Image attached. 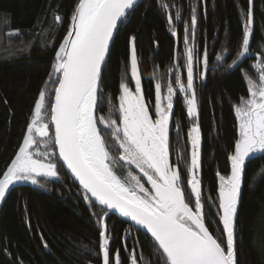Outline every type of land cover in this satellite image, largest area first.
<instances>
[{
    "label": "trees",
    "instance_id": "16d2710c",
    "mask_svg": "<svg viewBox=\"0 0 264 264\" xmlns=\"http://www.w3.org/2000/svg\"><path fill=\"white\" fill-rule=\"evenodd\" d=\"M78 0H0V177L9 167L22 144L27 125L34 114V105L41 90L46 91V106L42 112L50 120L49 101L54 98L57 77L53 74L55 52L66 35L70 18ZM146 0L124 22L114 37L101 73L103 95L98 96L99 115L106 119L119 116L120 85L127 83L135 90L130 72V37L135 36L141 88L146 105L154 113L155 83L166 95L169 82L177 89L173 97L172 128L169 152L172 164L179 167L185 198L188 196V163L191 142L189 132L193 122L201 133V181L205 222L221 242L226 237L217 223L219 179L217 173L230 174L229 156L238 139V121L234 107L248 96L247 73L259 83L253 65L264 57V0ZM251 7L253 33L250 52L239 61L241 67L230 68L243 38V25ZM177 9L180 19L175 18ZM253 9V10H252ZM193 10L197 24L192 34ZM59 14L60 24L55 23ZM173 17L170 24L168 16ZM187 47L194 52V86L198 117L187 115L184 94L178 91L176 77L186 83L185 28ZM179 52L175 60L176 43ZM207 53L206 77L202 76L203 54ZM217 55H224L217 61ZM51 76V79L49 77ZM117 124L120 121L117 120ZM105 143L114 158L113 170L122 179L129 166L119 160L120 151L111 130L100 125ZM52 126L50 125V132ZM40 151L55 152L56 146L47 138L36 137ZM48 144L47 149L44 143ZM200 153V151H199ZM264 153L255 155L245 165L244 181L236 219L237 264H264ZM59 179L49 180L44 188L22 182L5 200L0 210V264H102L99 249V227L95 217L99 208L89 209L83 200V190L76 184L62 163L57 161ZM134 175L142 177L135 166ZM150 188L146 178L141 179ZM111 242L110 262L119 249L121 264H131L129 256L136 248L138 264H158V251L149 235L110 214L107 218ZM130 232L126 239L123 234ZM43 241L48 248L43 247ZM127 244V251L125 250ZM163 264V259H159Z\"/></svg>",
    "mask_w": 264,
    "mask_h": 264
},
{
    "label": "snow or ice",
    "instance_id": "6c2138e0",
    "mask_svg": "<svg viewBox=\"0 0 264 264\" xmlns=\"http://www.w3.org/2000/svg\"><path fill=\"white\" fill-rule=\"evenodd\" d=\"M137 3L138 0H78L68 31L55 52L53 74L57 77L58 87L55 88L54 98L49 101L50 120L45 122L42 116L46 91L41 90L22 144L0 177V202L5 200L10 188L17 183L30 182L44 188L47 181L59 179L57 161H62V166L83 189L82 197L89 209L98 207L101 213L97 216L95 211L91 212L99 227L102 264L110 262L111 234L106 222L110 212H118L150 234L159 253L158 264L160 258L163 264H237L235 231L245 165L257 153H264V59L253 65L259 83L243 73L248 96L240 98L234 107L238 139L229 156L230 175L217 173L216 218L226 237L221 242L205 222L201 181L198 178L200 128L194 121L188 134L191 153L190 162L186 163L189 165L187 187L190 204L185 198L179 167L170 162L169 129L177 89L169 82L166 95L162 96L161 83H155L153 118L141 88L135 36L130 37V72L135 90L127 83H121L117 119H112L111 115L106 119L97 112L98 96L103 95L101 73L106 65L110 44L118 25L131 14ZM161 7L167 9L169 5L162 0ZM175 18L180 19L178 9ZM172 21L173 17L169 15L168 22L171 24ZM61 22L62 18L57 14L55 23ZM196 24L193 10V35ZM252 26L249 7L240 50L230 68L241 67L239 61L251 55ZM188 35L186 27V83L181 81L180 76L176 77L175 82L179 86L178 91L184 94L187 115L196 118L198 105L194 86V52L187 47ZM261 56L264 57V52ZM216 60L223 61L224 55H217ZM202 63L205 70L202 76L206 77V52ZM117 120L120 121L119 125ZM100 125L105 130H111L110 135L120 151L119 160L129 166L124 179L113 170L114 158L105 143ZM37 136L47 138L58 147L57 161L50 158L56 155L55 152L40 151ZM47 147L45 142L44 148ZM133 165L142 173V177L132 173ZM260 171L264 173V169ZM142 178H146L150 188L141 183ZM130 234L126 232L123 236L126 239ZM41 239L43 247L47 249L42 234ZM124 247L127 251L126 243ZM129 259L131 264H138L136 248L132 249ZM113 264H121L119 249L114 253Z\"/></svg>",
    "mask_w": 264,
    "mask_h": 264
},
{
    "label": "water",
    "instance_id": "95a60500",
    "mask_svg": "<svg viewBox=\"0 0 264 264\" xmlns=\"http://www.w3.org/2000/svg\"><path fill=\"white\" fill-rule=\"evenodd\" d=\"M144 1H146V0H138V3H137V5L134 7V10L141 4V3H143ZM133 10V11H134ZM132 11V12H133ZM131 12V13H132ZM131 15V14H130ZM130 15L124 20V21H122L119 25H118V30L120 29V27L124 24V22L130 17ZM118 30H117V32H118ZM117 32L114 34V37L116 36V34H117ZM252 33H253V26H252ZM174 38H175V43H176V51H175V60L177 61V56H178V52H179V37H178V34L177 33H175L174 34ZM114 39V38H113ZM111 44H112V42H111ZM111 44H110V46H111ZM110 48V47H109ZM58 87V86H57ZM51 133V132H50ZM41 138V137H40ZM56 149H57V154H58V147H56ZM200 151V153H199V156H200V163H201V150H199ZM61 163H62V161H60ZM10 166V165H9ZM64 167V169L68 172V170L66 169V167L65 166H63ZM200 170H201V165H200V169H199V172L198 173H200ZM69 173V172H68ZM69 175H70V173H69ZM71 176V175H70ZM73 179V178H72ZM74 180V179H73ZM75 181V180H74ZM76 182V184L79 186V184H78V182L77 181H75ZM21 184L22 183H17V184H15L13 187H11L10 188V190H9V193L6 195V197H5V200L7 199V197L11 194V192L14 190V189H16V188H18V187H20L21 186ZM80 188H81V186H80ZM82 189V188H81ZM83 190V189H82ZM5 200L3 201V202H0V210H1V208H2V206H3V204H4V202H5ZM110 214H113V215H115L117 218H119L120 220H122V221H124V222H126V223H128L129 225H131V226H133V227H135V228H137L138 230H140V231H142V232H144V233H146V231L143 229V228H139L138 226H136L132 221H130V220H128L127 218H124V217H122L118 212H110ZM147 235H149L150 236V234L149 233H146Z\"/></svg>",
    "mask_w": 264,
    "mask_h": 264
},
{
    "label": "flooded vegetation",
    "instance_id": "af4514ba",
    "mask_svg": "<svg viewBox=\"0 0 264 264\" xmlns=\"http://www.w3.org/2000/svg\"><path fill=\"white\" fill-rule=\"evenodd\" d=\"M147 107H148V106H147ZM148 109H149V112H150V113H153L151 108L148 107ZM153 118H155L154 113H153ZM171 128H172V124H171V122H170L169 136H170V133H171ZM169 153H170V152H169ZM170 162L172 163L171 155H170Z\"/></svg>",
    "mask_w": 264,
    "mask_h": 264
},
{
    "label": "rangeland",
    "instance_id": "374dc122",
    "mask_svg": "<svg viewBox=\"0 0 264 264\" xmlns=\"http://www.w3.org/2000/svg\"><path fill=\"white\" fill-rule=\"evenodd\" d=\"M258 154H261V153H257L256 155H258ZM113 167H116V164H114V166ZM230 175V174H229Z\"/></svg>",
    "mask_w": 264,
    "mask_h": 264
},
{
    "label": "bare ground",
    "instance_id": "6f19581e",
    "mask_svg": "<svg viewBox=\"0 0 264 264\" xmlns=\"http://www.w3.org/2000/svg\"><path fill=\"white\" fill-rule=\"evenodd\" d=\"M253 10V9H252Z\"/></svg>",
    "mask_w": 264,
    "mask_h": 264
}]
</instances>
